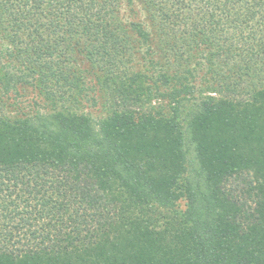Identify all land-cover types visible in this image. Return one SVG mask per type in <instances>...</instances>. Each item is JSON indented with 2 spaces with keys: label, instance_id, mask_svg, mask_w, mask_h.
Returning <instances> with one entry per match:
<instances>
[{
  "label": "trees",
  "instance_id": "16d2710c",
  "mask_svg": "<svg viewBox=\"0 0 264 264\" xmlns=\"http://www.w3.org/2000/svg\"><path fill=\"white\" fill-rule=\"evenodd\" d=\"M0 41V264H264V0H0Z\"/></svg>",
  "mask_w": 264,
  "mask_h": 264
},
{
  "label": "rangeland",
  "instance_id": "374dc122",
  "mask_svg": "<svg viewBox=\"0 0 264 264\" xmlns=\"http://www.w3.org/2000/svg\"><path fill=\"white\" fill-rule=\"evenodd\" d=\"M128 9L129 8H123L125 15L129 19L140 20L141 15H140L139 12H137L135 16L134 15H131L130 16L129 15L130 12L128 11ZM134 17H136V18H134ZM4 47L5 46H4L3 42L0 41V58L2 57V51H3ZM23 95H24L23 98H25V97H27V98L29 97L30 98L31 97V94L29 93V91H25ZM84 110H85L86 113H88L94 119L103 118L104 117V114H105L104 111H102V109L99 106H91L90 107L89 105H87Z\"/></svg>",
  "mask_w": 264,
  "mask_h": 264
}]
</instances>
